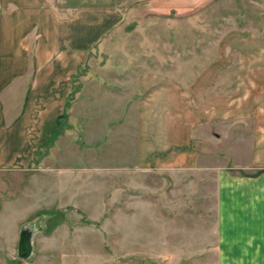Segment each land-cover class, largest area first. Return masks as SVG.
Wrapping results in <instances>:
<instances>
[{
  "label": "rangeland",
  "instance_id": "obj_1",
  "mask_svg": "<svg viewBox=\"0 0 264 264\" xmlns=\"http://www.w3.org/2000/svg\"><path fill=\"white\" fill-rule=\"evenodd\" d=\"M51 2L66 15L119 7L125 20L73 77L56 135L28 167L0 169V264H215L195 252L214 234L216 182L194 168L193 142L188 169L178 164L175 117L161 111L189 115L200 88L209 97L238 86L225 76L242 70L229 67L264 62V0Z\"/></svg>",
  "mask_w": 264,
  "mask_h": 264
},
{
  "label": "crops",
  "instance_id": "obj_2",
  "mask_svg": "<svg viewBox=\"0 0 264 264\" xmlns=\"http://www.w3.org/2000/svg\"><path fill=\"white\" fill-rule=\"evenodd\" d=\"M0 5V169L26 168L65 113L73 77L125 14L119 7L82 6L66 15L51 0ZM238 66L229 68L241 72L225 76L239 82L227 89L233 93L208 97L200 88L189 115L160 111L178 118L170 121L177 131L168 139L169 149L185 153L177 154L178 164L188 169L186 149L193 142L194 168L201 180L216 182L217 223L208 251L202 236L196 244L199 261L209 256L215 264H264V62ZM171 101L180 107L182 100ZM223 102L224 109L213 108Z\"/></svg>",
  "mask_w": 264,
  "mask_h": 264
},
{
  "label": "water",
  "instance_id": "obj_3",
  "mask_svg": "<svg viewBox=\"0 0 264 264\" xmlns=\"http://www.w3.org/2000/svg\"><path fill=\"white\" fill-rule=\"evenodd\" d=\"M19 256L22 259H26L30 257L32 248H31V243L26 234H22L19 242Z\"/></svg>",
  "mask_w": 264,
  "mask_h": 264
},
{
  "label": "trees",
  "instance_id": "obj_4",
  "mask_svg": "<svg viewBox=\"0 0 264 264\" xmlns=\"http://www.w3.org/2000/svg\"><path fill=\"white\" fill-rule=\"evenodd\" d=\"M66 108H67V105H66ZM64 118H65V113L59 117L58 122H57V125H56V128H55V130H54L52 136H53V135H56L57 130H58L60 124H61V121H62ZM51 138H52V137H51Z\"/></svg>",
  "mask_w": 264,
  "mask_h": 264
}]
</instances>
